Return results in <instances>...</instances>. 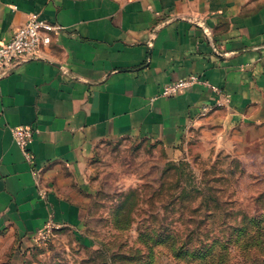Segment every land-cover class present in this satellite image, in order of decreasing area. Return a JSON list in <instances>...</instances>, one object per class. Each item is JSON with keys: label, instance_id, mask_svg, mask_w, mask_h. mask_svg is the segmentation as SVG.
I'll return each mask as SVG.
<instances>
[{"label": "crops", "instance_id": "obj_1", "mask_svg": "<svg viewBox=\"0 0 264 264\" xmlns=\"http://www.w3.org/2000/svg\"><path fill=\"white\" fill-rule=\"evenodd\" d=\"M30 14L56 30L0 80V240L51 224L91 241L88 176L105 145L175 151L201 123L264 127V0H0V42ZM192 74L210 85L160 95ZM17 126L37 130L33 162Z\"/></svg>", "mask_w": 264, "mask_h": 264}, {"label": "rangeland", "instance_id": "obj_2", "mask_svg": "<svg viewBox=\"0 0 264 264\" xmlns=\"http://www.w3.org/2000/svg\"><path fill=\"white\" fill-rule=\"evenodd\" d=\"M88 181L91 241L3 238L0 264H264V127L201 123L175 151L121 139Z\"/></svg>", "mask_w": 264, "mask_h": 264}, {"label": "built area", "instance_id": "obj_3", "mask_svg": "<svg viewBox=\"0 0 264 264\" xmlns=\"http://www.w3.org/2000/svg\"><path fill=\"white\" fill-rule=\"evenodd\" d=\"M55 30L56 25L41 19L37 14H30L25 24L17 28L10 39L0 42V80L12 73L22 62L38 57L39 49L51 42V33ZM198 84L210 85L204 78L192 74L164 85L160 95L174 97ZM215 90L218 91V88ZM36 132V128L31 126H17L12 130L14 142L23 150L29 162H33L29 145ZM52 228L48 224L39 234L47 233Z\"/></svg>", "mask_w": 264, "mask_h": 264}]
</instances>
